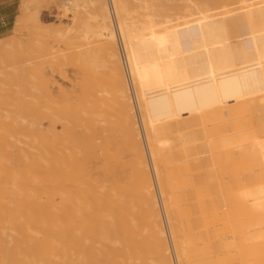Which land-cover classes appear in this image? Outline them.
I'll return each instance as SVG.
<instances>
[{"label": "bare ground", "instance_id": "6f19581e", "mask_svg": "<svg viewBox=\"0 0 264 264\" xmlns=\"http://www.w3.org/2000/svg\"><path fill=\"white\" fill-rule=\"evenodd\" d=\"M173 1H60L80 90L0 160V264H264V0Z\"/></svg>", "mask_w": 264, "mask_h": 264}, {"label": "rangeland", "instance_id": "374dc122", "mask_svg": "<svg viewBox=\"0 0 264 264\" xmlns=\"http://www.w3.org/2000/svg\"><path fill=\"white\" fill-rule=\"evenodd\" d=\"M26 1L13 0L5 8H1L2 5H0V116H6L7 114L11 116L13 113L15 115V110L21 109L22 106L23 108L25 106L31 107L34 101L37 102L34 104L35 108L37 106L40 112L37 113V111L35 117L29 115L24 117L23 114L18 116L20 119H17L16 126H23L25 128L24 132L28 130L31 132L29 137L26 135H15V138L21 140V143L17 144V149L12 145V142H15L14 138H8L9 147L2 149L0 146V160L3 159L4 163V160L7 159V164L11 169L13 167L16 168L15 154L17 151L26 155L37 153L40 145L36 139L33 144L29 143L32 140L30 138L31 134L35 133V131L40 134L44 133L49 140H52V131L56 133L61 131V120L56 121L54 129L50 130V120H53L54 115L46 108L52 104L53 100H59L58 87H66V90L72 91V96H76L80 90L81 81L78 65L68 59L69 55L74 53L76 48L73 47L79 43V40L76 44L77 41L74 43L69 38H60L61 35H59L71 20V16L68 13H64V15L66 14L64 17L63 11H61V0H36L34 5L28 8L29 11L27 10L28 12L22 15V9L20 8ZM157 1L160 2L162 0ZM173 2H176V0ZM4 9H10V11L4 15ZM20 17H23V19L19 24L20 26L16 27V20ZM72 27L75 29L78 26L74 24ZM76 34L75 31H71L68 36ZM9 41L12 42L11 45H3ZM51 45H56L60 50L61 54L57 53L58 56L56 58H51L45 54ZM65 56L67 57L65 58ZM40 67L41 69H39ZM26 103L27 105H25ZM28 103L30 104L28 105ZM11 117H6L4 120L9 122ZM24 141L32 145V147L27 149ZM40 162L48 165L45 157ZM89 167V173L92 177L101 173V164L98 159H93Z\"/></svg>", "mask_w": 264, "mask_h": 264}, {"label": "crops", "instance_id": "0c3cea01", "mask_svg": "<svg viewBox=\"0 0 264 264\" xmlns=\"http://www.w3.org/2000/svg\"><path fill=\"white\" fill-rule=\"evenodd\" d=\"M12 2H13V0H0V5H2L1 8H5V7H7V5L9 6ZM9 11H10V9H8V10L4 9L3 14L6 15V13Z\"/></svg>", "mask_w": 264, "mask_h": 264}]
</instances>
